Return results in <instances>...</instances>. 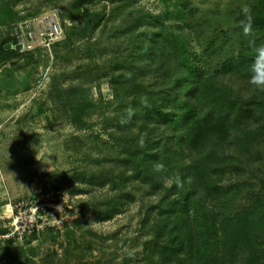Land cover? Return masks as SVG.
Segmentation results:
<instances>
[{
    "label": "rangeland",
    "instance_id": "374dc122",
    "mask_svg": "<svg viewBox=\"0 0 264 264\" xmlns=\"http://www.w3.org/2000/svg\"><path fill=\"white\" fill-rule=\"evenodd\" d=\"M79 1L101 12V21L88 26ZM262 11L264 0H0V43L13 51L0 57V264H146L144 243L164 190L132 176L123 193L133 197H123L111 217L98 219L87 207L94 196L116 191L125 155L118 136L136 130L127 113L134 87L155 82L143 71L161 55L148 30L178 32L206 77L264 107V91L249 84L248 69L223 72L242 52L253 54L251 41L264 43V33L244 34L247 20ZM31 21L40 28L58 21L63 32L32 42L25 27ZM220 146L246 171L222 182L244 186L230 207L236 212L249 203L246 193L264 187V135ZM73 170L108 177L82 185L86 191L77 192L81 181L56 191L53 174Z\"/></svg>",
    "mask_w": 264,
    "mask_h": 264
},
{
    "label": "trees",
    "instance_id": "16d2710c",
    "mask_svg": "<svg viewBox=\"0 0 264 264\" xmlns=\"http://www.w3.org/2000/svg\"><path fill=\"white\" fill-rule=\"evenodd\" d=\"M77 7L82 9L88 26L101 21L102 13L90 10L83 1ZM247 21L254 33H264L263 11ZM148 32L152 35L150 43L159 48L161 55L155 65L141 70L155 82L148 86L143 80L134 87L136 97L127 113H131L136 130L118 136L123 146L119 152L125 155L118 158V167L122 168L118 183L113 185L116 191L112 196H94L87 208L98 219H108L123 197H133L130 191H123L124 183L135 176L154 192L164 190L151 226L153 236L144 243L146 264H264V187L256 196L246 193L252 195L249 203L231 212L244 186H223V178L229 174L243 176L246 171L227 147L220 146L221 142L233 143L239 137H262L264 107L256 101L239 99L234 88L206 77L194 66L190 43L178 32L166 36ZM7 45L8 42L0 43V57L13 52ZM252 56L242 52L225 65L223 72L242 73ZM235 148L242 150L244 146ZM53 175L56 191L81 181L77 192L88 190L82 185H100L108 177V173L87 174L80 170ZM166 180L171 181V186H166ZM245 226L251 233L248 239L242 233ZM241 234L242 241L237 238Z\"/></svg>",
    "mask_w": 264,
    "mask_h": 264
},
{
    "label": "clouds",
    "instance_id": "9594fccd",
    "mask_svg": "<svg viewBox=\"0 0 264 264\" xmlns=\"http://www.w3.org/2000/svg\"><path fill=\"white\" fill-rule=\"evenodd\" d=\"M244 34L247 36L253 35L251 25L249 24L244 28ZM252 44V61L248 67L249 72V84L256 89L264 91V43L259 45L255 44V41H251Z\"/></svg>",
    "mask_w": 264,
    "mask_h": 264
},
{
    "label": "built area",
    "instance_id": "2783aa9c",
    "mask_svg": "<svg viewBox=\"0 0 264 264\" xmlns=\"http://www.w3.org/2000/svg\"><path fill=\"white\" fill-rule=\"evenodd\" d=\"M26 37L30 41H42L58 38L62 31V27L58 21H52L40 28L36 21L26 24Z\"/></svg>",
    "mask_w": 264,
    "mask_h": 264
},
{
    "label": "water",
    "instance_id": "95a60500",
    "mask_svg": "<svg viewBox=\"0 0 264 264\" xmlns=\"http://www.w3.org/2000/svg\"><path fill=\"white\" fill-rule=\"evenodd\" d=\"M12 45L11 44H9L8 46H7V48H9V47H11ZM19 48V47H18Z\"/></svg>",
    "mask_w": 264,
    "mask_h": 264
}]
</instances>
